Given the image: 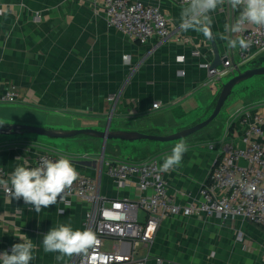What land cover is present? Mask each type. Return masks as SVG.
<instances>
[{
    "label": "crops",
    "instance_id": "crops-1",
    "mask_svg": "<svg viewBox=\"0 0 264 264\" xmlns=\"http://www.w3.org/2000/svg\"><path fill=\"white\" fill-rule=\"evenodd\" d=\"M141 1L165 12L170 21L167 37H154L146 44L130 39L107 24L103 7L95 0H0V93L14 85L17 95L14 101L0 99V126L26 123L61 130L109 126L168 134L207 118L227 79L210 76L202 64L219 65L225 53L239 60L238 46L229 48L219 37L239 10L225 3L212 13L209 39L181 30L184 4ZM228 35L235 39L238 34ZM195 50L200 53L193 54ZM244 64L264 65V49L253 48V56ZM260 78L264 75L236 85L219 115L188 137L166 142L114 138L104 148L101 138L84 134L50 138L0 133V166L13 171L39 152L54 150L94 177L104 196L136 198L141 193L136 179L117 183L100 172L102 158L165 159L177 143L184 142L188 151L167 178L169 193L186 203L198 197L208 182L224 142L240 141L246 130L245 111L264 112V92L256 86ZM155 101L161 102L157 108L152 107ZM88 145L91 148L85 150ZM65 205L58 202L37 213L22 198L16 200L0 190V253L10 254L18 238L27 235L35 245L30 264H70L75 254L58 261L59 254L44 252L42 244L43 235L58 224L84 228L89 203L73 197L70 207ZM57 209H64L63 214ZM141 214L145 219L146 214ZM146 252V264H264V227L242 217L169 216L159 222L151 245L142 251Z\"/></svg>",
    "mask_w": 264,
    "mask_h": 264
},
{
    "label": "built area",
    "instance_id": "built-area-1",
    "mask_svg": "<svg viewBox=\"0 0 264 264\" xmlns=\"http://www.w3.org/2000/svg\"><path fill=\"white\" fill-rule=\"evenodd\" d=\"M95 1L101 3L109 26L140 44L170 34V21L159 5L141 0ZM173 2L184 4L185 0ZM238 36L251 41L250 46L243 50L238 46V61H235L233 53H225L219 65L203 63L210 76L220 79L223 75H235L241 65L253 56V48L264 49V28L248 25ZM199 53L198 50L193 51V54ZM16 97L14 85L5 87L0 93L2 101H14ZM160 104V101H155L152 107L157 108ZM243 117L246 130L240 141L236 143L230 139L224 142L208 182L202 186L198 197L186 203L177 202L169 193L168 171H160L164 159L158 156L142 162L105 161L103 157L101 173L106 172L120 184L136 179L141 190L136 198H108L100 192L96 179L77 168L66 154L54 150L39 152L25 167H37L44 158H68L79 178L63 193V203L70 204L76 197L90 205L81 230L93 231L97 244L86 255L75 254L70 264H146L147 252L143 254L142 251L151 245L159 222L169 216L205 213L223 218L242 217L264 227V112L246 110ZM11 172L0 166V179L8 180ZM0 190L10 196L4 186H0ZM141 213L146 214L143 220Z\"/></svg>",
    "mask_w": 264,
    "mask_h": 264
},
{
    "label": "clouds",
    "instance_id": "clouds-1",
    "mask_svg": "<svg viewBox=\"0 0 264 264\" xmlns=\"http://www.w3.org/2000/svg\"><path fill=\"white\" fill-rule=\"evenodd\" d=\"M227 3L239 10V15L231 24L224 25V32L219 33L222 40L227 41L229 48L239 46L247 49L251 41L243 37L231 38V34L243 33L248 25L264 28V0H185L180 11V28L184 32L195 31L205 38H212V13ZM188 151L184 142L177 143L166 155L160 171L167 172L181 165L183 155ZM79 178V173L66 158L57 160L44 158L37 167L17 165L10 173L8 180L0 179V186L11 198L23 199L26 205L39 213L43 208L63 202V193L72 187ZM10 184V187H9ZM65 207H70L66 204ZM62 215L64 209H57ZM19 243L12 245L8 251L0 253V264H30L35 259V245L27 235L18 238ZM43 250L46 253H58L56 259L72 257L74 254H87L97 244L96 234L89 230L73 229L71 223L58 224L43 235Z\"/></svg>",
    "mask_w": 264,
    "mask_h": 264
},
{
    "label": "water",
    "instance_id": "water-1",
    "mask_svg": "<svg viewBox=\"0 0 264 264\" xmlns=\"http://www.w3.org/2000/svg\"><path fill=\"white\" fill-rule=\"evenodd\" d=\"M264 75V65L250 67L245 70L238 69L237 73L230 77L227 81L222 84L221 91L218 95L216 104L211 112V114L193 124L184 128H181L177 131L168 133V134H158V133H147L137 130H114L110 129L109 126H106L105 129L100 130L91 127L70 129V130H61L47 128L38 125L26 124V123H11L7 125L0 126V133L3 134H18V133H32L38 134L40 136L50 137V138H69L74 137L79 134L88 135L91 137L101 138L104 144L108 139H121L127 141H136V140H154L159 142L179 140L185 137H188L197 131L203 129L209 125L221 112L227 98L233 91L234 87L239 83L246 81L252 77Z\"/></svg>",
    "mask_w": 264,
    "mask_h": 264
},
{
    "label": "rangeland",
    "instance_id": "rangeland-1",
    "mask_svg": "<svg viewBox=\"0 0 264 264\" xmlns=\"http://www.w3.org/2000/svg\"><path fill=\"white\" fill-rule=\"evenodd\" d=\"M247 68H249L246 64H244V65H242L241 66V69H243V70H245V69H247ZM229 76H232V74H229L228 76L226 75L224 78L225 79H229L230 77ZM255 77H257V76H255ZM254 77H252V78H250V79H248V80H246V81H243L242 83L243 84H245V83H247V82H249V81H252V79H253ZM262 79H264V78H260V81H259V84L258 85H256L257 87H258V89H257V91H261V92H264V80H262ZM257 80H259V78H257ZM238 86V85H237ZM254 86V85H253ZM45 137V136H44ZM90 137V136H89ZM91 147H89V145L88 146H86V147H84V149L85 150H89ZM126 161H129V160H126ZM141 217H142V214H141Z\"/></svg>",
    "mask_w": 264,
    "mask_h": 264
}]
</instances>
